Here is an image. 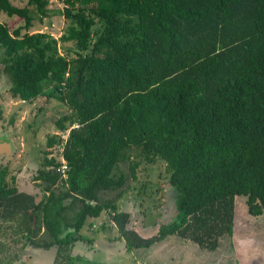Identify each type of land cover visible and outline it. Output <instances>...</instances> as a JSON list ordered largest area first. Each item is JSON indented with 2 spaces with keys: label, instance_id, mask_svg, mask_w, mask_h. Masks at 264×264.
<instances>
[{
  "label": "trees",
  "instance_id": "1",
  "mask_svg": "<svg viewBox=\"0 0 264 264\" xmlns=\"http://www.w3.org/2000/svg\"><path fill=\"white\" fill-rule=\"evenodd\" d=\"M60 1L70 24L55 38L27 31V5L44 16L47 0H0L23 21H0L7 92L45 95L69 111L53 122L63 136L45 135L32 176L39 192L18 190L0 163V264L28 247H54L52 264H74V244L99 241L84 231L102 213L117 232L106 241L127 253L114 264H139L144 248L168 237L180 243L176 262L189 258L188 242L230 248L237 196L264 218V0ZM142 161L163 162L174 200L170 219L145 235L117 207L127 189L119 163L135 181Z\"/></svg>",
  "mask_w": 264,
  "mask_h": 264
},
{
  "label": "rangeland",
  "instance_id": "2",
  "mask_svg": "<svg viewBox=\"0 0 264 264\" xmlns=\"http://www.w3.org/2000/svg\"><path fill=\"white\" fill-rule=\"evenodd\" d=\"M9 1L16 6L27 5V0ZM27 7L32 19L28 32L43 31L59 38L70 24V21L61 14L63 4L60 0H47L44 16L36 11L34 5L28 4ZM8 20H14L11 29L23 23L18 17H8L0 11V21ZM6 83L4 76L0 75V130L3 131L2 133L0 131V140L10 139L13 150L7 156H3V159L0 157V163L7 164L6 179L9 181V177L14 176V186L18 190L39 192V181L33 180L32 176L40 167L45 135L47 133L63 136L56 131L53 122L61 114L69 111L65 105L55 99L46 98L45 95H39L30 101L11 98L6 90ZM47 91L48 88H45L44 93ZM10 117H13V120L8 126ZM119 171L127 178V189L117 201V207L131 213V224L138 232L141 234L153 232L160 222L170 219L174 210V200L170 187L163 179V162L157 161L149 165L142 161L136 169L135 181L129 176L126 162L119 163L117 172ZM141 187L144 192L139 194ZM105 195L108 196L110 193L107 192ZM104 221L109 223L106 213H102L89 229L81 230L85 235H92L95 241H99L93 242V247L74 244L73 253L81 255V259H77L74 264H114L121 260L124 262L123 258L127 253L123 251L121 242L118 239L106 241L108 237L117 235V232L111 225L109 226L112 229L109 231ZM100 223L105 224L104 229L99 228ZM95 227L97 230L92 233ZM233 234L235 236L230 240L231 247L227 249L220 246L215 251L207 252L188 242L186 246H190L191 249L187 256L190 255L192 264H264V218L248 215L242 196L235 198ZM40 236L46 238L44 233ZM174 243L180 245L177 239L168 237L158 245L144 248V255L142 258L137 257V262L141 264L147 260L150 263L176 264L175 259L166 258L170 252H177L175 247L178 245ZM54 255V247L48 249L28 247L20 256L21 260L12 264H52Z\"/></svg>",
  "mask_w": 264,
  "mask_h": 264
},
{
  "label": "water",
  "instance_id": "3",
  "mask_svg": "<svg viewBox=\"0 0 264 264\" xmlns=\"http://www.w3.org/2000/svg\"><path fill=\"white\" fill-rule=\"evenodd\" d=\"M13 150V145L11 140L6 138V140H0V156H7Z\"/></svg>",
  "mask_w": 264,
  "mask_h": 264
},
{
  "label": "crops",
  "instance_id": "4",
  "mask_svg": "<svg viewBox=\"0 0 264 264\" xmlns=\"http://www.w3.org/2000/svg\"><path fill=\"white\" fill-rule=\"evenodd\" d=\"M232 236H235L234 234L232 235ZM171 254H172V252H170L169 253V255L166 257L167 259H171L172 257H171ZM178 255V254H177ZM172 256H175L174 254H172ZM179 257V256H178ZM189 258L187 259V260H183V261H181L182 260V257L180 256L179 258H178V262L176 263V264H192V262H191V257H190V255L188 256ZM188 262V263H187Z\"/></svg>",
  "mask_w": 264,
  "mask_h": 264
},
{
  "label": "built area",
  "instance_id": "5",
  "mask_svg": "<svg viewBox=\"0 0 264 264\" xmlns=\"http://www.w3.org/2000/svg\"><path fill=\"white\" fill-rule=\"evenodd\" d=\"M62 164H61V170L65 169V166L63 164V160H61Z\"/></svg>",
  "mask_w": 264,
  "mask_h": 264
},
{
  "label": "flooded vegetation",
  "instance_id": "6",
  "mask_svg": "<svg viewBox=\"0 0 264 264\" xmlns=\"http://www.w3.org/2000/svg\"><path fill=\"white\" fill-rule=\"evenodd\" d=\"M0 131H1V130H0ZM2 132H3V131H1V133H2ZM3 156H4V155H2V156H0V157H2V159H3Z\"/></svg>",
  "mask_w": 264,
  "mask_h": 264
}]
</instances>
